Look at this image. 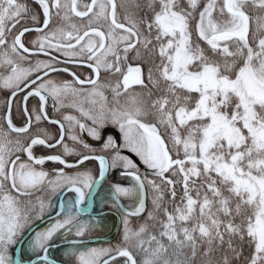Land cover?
Returning a JSON list of instances; mask_svg holds the SVG:
<instances>
[{
	"label": "snow or ice",
	"instance_id": "snow-or-ice-1",
	"mask_svg": "<svg viewBox=\"0 0 264 264\" xmlns=\"http://www.w3.org/2000/svg\"><path fill=\"white\" fill-rule=\"evenodd\" d=\"M36 3L43 20L30 28L21 21L39 15L25 0H0V87L11 90L0 117V264H69L54 257L57 249L73 264H233L245 243L244 264H264V15L248 12H264V0H207L198 18L200 0H187V8L181 0H147L139 18L138 0ZM33 31L39 35L26 44ZM81 66L91 70L83 79L73 71ZM102 71L117 79L103 83ZM57 73L72 79L57 80ZM20 93L25 123L17 126L11 106ZM29 97L38 98L32 109ZM68 97L80 117L63 120L99 149L77 134L71 140L85 151L63 143L65 124L51 120L46 106L51 98L64 107ZM43 120L59 126L55 143L38 127ZM107 125L122 142L101 135ZM57 145L76 161L34 154ZM46 161L64 167L50 174ZM118 169L130 186L111 179ZM146 187L152 210L133 228L130 218L145 212ZM113 215L123 227L120 243L89 247L88 234L107 228Z\"/></svg>",
	"mask_w": 264,
	"mask_h": 264
},
{
	"label": "flooded vegetation",
	"instance_id": "flooded-vegetation-1",
	"mask_svg": "<svg viewBox=\"0 0 264 264\" xmlns=\"http://www.w3.org/2000/svg\"><path fill=\"white\" fill-rule=\"evenodd\" d=\"M27 1V2H26ZM36 0H25V2L27 3V5H28V7L31 9V10H33V9H36V8H39L38 10H33V12H36V14H38V12H40V16L41 17H39V19H38V21L37 22H33L31 19H30V15L28 16V17H25V19H23L22 21H21V24H23L24 26H26V27H33V26H39V24H40V22H42V20H43V16H42V10L40 9V6L39 5H37L38 3H36L35 2ZM140 0H138V2H139ZM219 1V0H218ZM81 2L82 3H89L90 2V0H81ZM142 2H143V5H141V10H143V8H145L146 7V5H147V0H141V3L140 4H142ZM144 3L146 4V5H144ZM32 5H33V7H32ZM38 6V7H37ZM33 9H32V8ZM147 8V7H146ZM145 8V9H146ZM139 11V15L138 16H142V14H144L145 12H147L148 11V9H146L145 11L143 10V11ZM132 11H136L135 9H132ZM27 18V19H26ZM139 18V17H138ZM77 18H74V22H75V20H76ZM78 20V21H77ZM76 20V23H80V21H79V19H77ZM25 21V22H24ZM57 23H59V21H57ZM17 27H20L19 25L17 26ZM39 34L37 33V32H35V31H33V32H30V33H26L25 34V37H24V39H25V42H26V44H28L30 41H32V40H34V39H36V37L38 36ZM131 55H132V53H130V57H131ZM133 55H134V53H133ZM37 58H39V59H44L45 57L43 56V55H41V56H39V57H31V59H37ZM132 63L133 64V66H135V62L134 61H132L131 60V58L129 59V63ZM27 64H24L23 66L25 67ZM4 71L3 69H0V71ZM73 71H76L77 73H78V75L79 74H81L82 72H83V75L81 76V78L83 79V78H85L86 76H88L90 73H91V70L87 67V66H81V67H79V68H73ZM81 72V73H80ZM58 76V77H57ZM60 77V78H59ZM65 77V78H64ZM54 78L56 79L57 78V80L59 79H63V80H71L72 79V77L70 76V75H68V74H66V73H58V75L56 74V76L54 75ZM66 78H68V79H66ZM69 78H71V79H69ZM117 79V77L116 76H114V75H112L111 73H108V72H101V81L103 82V83H109V82H114L115 80ZM1 88L2 87H0V117H3L5 114H6V104H7V101H8V97H9V94L11 93V90L10 89H6L5 90V88L3 89L2 88V90H4V92L1 90ZM137 89H135L136 91L138 90V87H136ZM10 90V91H9ZM8 91V92H7ZM137 92H139V90L137 91ZM25 93H20V98H19V96L17 95L16 96V98L14 99L15 100V102H14V100L12 101V106H11V108H12V112H11V114L13 115V122H15V124L17 125V126H22L24 123H25V117L23 116V114H22V111H21V109H22V107H23V105L21 104V97H23V95H24ZM5 95H6V102H4L3 101V97H5ZM105 95L108 97V100L109 101H111V98H112V94H111V91L110 90H107V91H105ZM17 99V100H16ZM37 100H38V98H35V97H29V99H28V101H27V106H28V108L29 109H32L33 107H35L36 105H37ZM52 99L51 98H49V100H48V103H47V106H46V110H47V113H48V116L50 117V119L51 120H53V119H56V120H61V122L62 123H64L65 124V133H64V141H68L69 140V138L70 137H68L67 135H68V131H69V126L68 127H66L67 125H68V122L67 121H64L63 120V116H64V114L65 113H69V115H72V116H76L77 118H79L80 117V114H78V113H75V112H73L72 110L70 111V109L68 108L69 107V98H66V99H64V101L63 102H66V104H64L65 106L64 107H61L59 104H60V102H56V107H53V103L54 102H52L51 101ZM19 102V103H18ZM123 102V101H122ZM14 103H15V105H14ZM18 103V104H17ZM31 103H32V105H31ZM50 103V104H49ZM17 104V105H16ZM34 104V105H33ZM84 104H86V105H88V103L87 102H85ZM21 105V106H20ZM14 106V107H13ZM59 107V108H58ZM60 108H64V110H59ZM18 109V110H17ZM58 109V110H57ZM17 111V112H16ZM19 111V112H18ZM21 111V112H20ZM5 113V114H4ZM62 116V117H61ZM60 117V118H59ZM1 122L2 121H0V124H1ZM45 122H46V124H45ZM82 122H85V121H83L82 120ZM88 123H90V122H88ZM40 124V123H39ZM45 125V126H44ZM48 125V126H47ZM54 127H53V126ZM7 126V125H6ZM112 125H107L106 127H105V129L102 131V133H101V135L103 136V137H107V136H109V135H111V136H113V137H116V134L118 135L117 137V140H122V134L120 133V131H119V129L117 128V127H115V126H112ZM38 127H44V129H47V131H48V133L50 134V132H51V136L54 138L53 139V141L52 142H55V140H57L58 138H59V136H60V128H59V126L57 125V124H53V123H50V122H48V120H43V121H41V124L40 125H38ZM46 127V128H45ZM51 131H50V130ZM53 130H55V131H53ZM66 130H68V131H66ZM54 132V133H53ZM56 133V134H55ZM67 133V134H66ZM13 135V138H16L15 137V134H12ZM81 138L86 142V143H88V144H90V145H94L93 147H95L96 146V148L97 147H99L100 148V143L99 142H97V141H95L91 136H83V135H81ZM66 139V140H65ZM71 139V138H70ZM70 141V140H69ZM67 144L68 145V147L69 148H75L77 151H85L84 149H83V146L81 145V147L79 148V149H77L78 147H72L71 146V144L70 143H68V142H64V144ZM98 145H97V144ZM41 147V148H40ZM99 148H97V149H99ZM42 150V151H41ZM123 153L125 154V152L123 151ZM34 154L36 155V156H41V155H62L63 156V158L65 159V160H67L68 162H70V163H72V162H74V161H76V159L78 158L77 156H75V155H64V149H63V146L62 145H57L55 148H47V147H44V146H37L35 149H34ZM74 158V159H72V158ZM132 158V157H131ZM72 159V160H71ZM54 162V161H53ZM52 161H47V162H45V164L42 166V167H44L43 169L44 170H46V171H48L50 174L53 172V170H51V169H54V170H56V169H59L58 167H64L63 165H61V164H59L58 162H56L55 164L53 163ZM87 166L89 167V168H92L93 166H94V170L97 168V164H96V162L95 161H90V163L88 162L87 163ZM51 168V169H50ZM49 169V170H48ZM65 171H68V169L67 168H65ZM118 171H119V176H118V178L119 177H124V176H126V175H122V174H120L121 172L120 171H122V170H119L118 169ZM141 171V170H140ZM142 172V171H141ZM117 179L115 178L114 179V181H116ZM132 183H133V180L131 179L130 180ZM128 183H130V182H128ZM131 183V184H132ZM37 194H40V193H38L37 192ZM36 194V195H37ZM44 195L46 196L47 195V193L46 192H44ZM68 195L69 196H71L72 195V193H68ZM33 199H35V197H33ZM53 202H55V200L53 199ZM86 216V215H85ZM87 217V216H86ZM45 223H47V221L45 222ZM45 223H43V224H41L40 226L42 227V226H44V224ZM94 240L93 239H86V242H93ZM59 253V252H58ZM61 253V252H60ZM59 253V254H60ZM53 255H54V257L56 258V259H58V260H60V261H63L58 255H56V253H53ZM61 255V254H60ZM63 255V254H62Z\"/></svg>",
	"mask_w": 264,
	"mask_h": 264
},
{
	"label": "trees",
	"instance_id": "trees-1",
	"mask_svg": "<svg viewBox=\"0 0 264 264\" xmlns=\"http://www.w3.org/2000/svg\"><path fill=\"white\" fill-rule=\"evenodd\" d=\"M186 1V2H185ZM181 2L183 3V4H181V6L182 7H185V8H187V0H181ZM207 2V0H200V5H199V7H198V9L196 10V15H197V18H198V12L200 11V10H202V8H203V6H204V4ZM185 3V4H184ZM248 12H249V15L250 16H253V17H255V16H257V15H264V12H262L261 10H259V9H255V8H252L251 6H249L248 7ZM195 24V21H193V25ZM250 27H251V30H250V36H249V40H250V43L252 42V31H254V29H255V23L254 22H250ZM193 40L194 41H196V35H195V32L193 33ZM197 42H199L200 43V45H201V47H207L206 46V43L205 42H203V41H197ZM253 45H254V43H253ZM254 47H255V45H254ZM158 62V61H157ZM163 86V85H162ZM139 91H140V89H138ZM6 100V96L5 97H3V101L4 102H6L5 101ZM1 124H3V121L1 122ZM4 128H5V130H7V126H6V124H4ZM122 140H118V142H121ZM71 146L72 147H78V148H80L81 147V145L80 144H78V143H76V142H71ZM24 158V157H23ZM86 163H88V162H86ZM90 163V162H89ZM68 171H75V169H71V170H69L68 169ZM111 179H115V177H114V174L112 173V175H111ZM177 188H178V192H180V191H182V189H180V187H179V185L177 186ZM146 192H147V201H146V212H148V211H150L151 209H152V203H151V200H152V190L150 189V188H147L146 187ZM170 199V197L167 195V193L165 194V200L167 201V200H169ZM177 203H179V198H177ZM112 217H114V219H115V222L113 223L110 219L108 220V222H107V228L106 229H102V230H99L100 231V233H97V234H95V235H88L87 236V239H93L94 241L93 242H86L88 245H90V244H94V243H104V242H109V241H111V239L113 238H115V237H118V233L120 232V225H121V223H120V217L117 215V216H115V215H113ZM82 218H87L86 216H84V217H82ZM139 218H141V219H145V221L147 220V215H145V213H143V215H141V216H139V217H135V219H139ZM145 221H140V223L139 224H142V223H144ZM132 222V221H131ZM238 222V221H237ZM148 223L149 224H152V223H154L153 221H148ZM112 224V225H111ZM138 224V225H139ZM137 225V226H138ZM118 226V227H117ZM136 226V227H137ZM135 227V228H136ZM158 227V226H157ZM98 231V230H97ZM150 231H155V229H150ZM112 241H114V240H112ZM238 243H239V241H237ZM250 252H251V249L248 247V245L245 243L244 245H243V252H242V256L239 258V260H234V262H233V264H244V260H245V258L246 257H249L250 256ZM218 255V254H217ZM64 260V259H63Z\"/></svg>",
	"mask_w": 264,
	"mask_h": 264
},
{
	"label": "rangeland",
	"instance_id": "rangeland-1",
	"mask_svg": "<svg viewBox=\"0 0 264 264\" xmlns=\"http://www.w3.org/2000/svg\"><path fill=\"white\" fill-rule=\"evenodd\" d=\"M218 3H219V1H218ZM214 17L215 18H217V19H219L220 17L218 16V14L217 13H214ZM255 45V44H254ZM254 45H253V47H254ZM26 67H27V65H26ZM69 98V103L71 104L72 103V97H68ZM63 104H66V102H63ZM69 104V105H70ZM60 105V104H59ZM89 106V104L88 105H86V104H84V107L85 108H87ZM59 108V107H58ZM69 109H70V111L72 110L73 112H75V113H78V114H80L79 113V111H78V109L77 108H74V107H71V106H69L68 107ZM64 110V108H60L59 110ZM64 115H69V113H65ZM113 126V125H112ZM111 126V127H112ZM40 128H44V127H40ZM55 131V130H54ZM56 134V133H55ZM72 134H77V135H83V136H89L86 132H84V133H81V132H79V129L78 128H69V131H68V136L71 138V135ZM118 135L116 134V140H117V137ZM70 140V141H69ZM67 142L68 143H70L71 144V142L73 143L74 141H72L71 139H69ZM118 141V140H117ZM120 141V140H119ZM122 142V141H121ZM42 151V150H41ZM124 152H125V154L124 153H122V154H124V155H129L130 157H132V159L140 166V170L142 171V173H144V169H145V166L142 164V162L139 160V157H137L134 153H130L128 150H124ZM23 158V157H22ZM92 169H94V166L92 167ZM114 173V177L117 179L116 180V182H119L120 184H122L123 186H130L131 185V177H129V176H124V177H121V178H123V179H121L120 177L118 178V176H119V171L118 170H116V171H114L113 172ZM152 175H150V174H148V178L149 179H153L154 177H151ZM125 178V179H124ZM128 182H130V183H128ZM147 193V192H146ZM152 195H153V192H152ZM38 196H45L44 195V192H40V194H38ZM47 196V195H46ZM34 200V199H33ZM121 202L127 207V206H130L131 204H132V201L130 200V199H128V198H122V200H121ZM152 210V209H151ZM147 210H145V215H147V213L148 212H146ZM141 215H143V213L141 214ZM140 215V216H141ZM115 216H117V215H115ZM113 223L115 222V219H114V217H110L109 218ZM130 220L132 221L131 222V226L133 227V228H135L139 223H140V221H145V219H141V218H139V219H135V217H131L130 218ZM112 225V224H111ZM121 227L119 228L120 229V232L118 233V237H115L114 239L112 238L111 239V241H109L108 243L107 242H104V243H94V244H90V245H88L89 247H105V248H107V247H111V246H113V245H117V244H119L120 243V241H121V239H122V235H123V227H122V225H120ZM43 227V226H42ZM118 227V226H117ZM106 229V228H105ZM99 230H102V229H98V231ZM98 231L96 230V231H94V232H92V233H90V234H88V235H95V234H97L98 233ZM112 240H114V241H112ZM61 254H59V253ZM54 253H56V255H58L61 259H64V260H67V261H69L70 263H73L74 261H75V258L74 257H72V256H70V255H68V256H66L65 255V253H64V250H62V249H57ZM63 254V255H62ZM121 264H123V261H122V258H121Z\"/></svg>",
	"mask_w": 264,
	"mask_h": 264
},
{
	"label": "bare ground",
	"instance_id": "bare-ground-1",
	"mask_svg": "<svg viewBox=\"0 0 264 264\" xmlns=\"http://www.w3.org/2000/svg\"><path fill=\"white\" fill-rule=\"evenodd\" d=\"M26 2H27V1H26ZM35 2H36V1H35ZM139 2L141 3V0H140ZM185 2H186V1H185ZM181 4H183V3L181 2ZM184 4H185V3H184ZM37 5H38V4H37ZM141 5H143V2H142ZM144 5H146V4L144 3ZM32 7H33V5H32ZM32 7H31V8H32ZM37 7H38V6H37ZM33 8H34V7H33ZM33 8H32V9H33ZM141 8H142V7H141ZM145 8H146V7H145ZM145 8H143L144 11L147 9V8H146V9H145ZM38 9H39V8H36V9H33V10L36 11V10H38ZM33 10H32V11H33ZM143 10H141V11H143ZM136 11H137V10H136ZM139 11H140V10H139ZM146 11H147V10H146ZM34 13H36V12H34ZM41 13H42V12H41ZM38 15H39V17H41V16H40V12H38ZM138 15H139V14H138ZM143 15H144V14H142V16H143ZM42 16H43V15H42ZM138 17H139V16H138ZM26 19H27V18H26ZM76 20H77V19H76ZM76 20H75V22H76ZM77 21H78V20H77ZM24 22H25V21H24ZM73 22H74V21H73ZM250 25H251V24H250ZM250 30H251V27H250ZM249 36H250V35H249ZM132 55H133V53H132ZM132 55H131V56H132ZM130 58H131V57H130ZM130 63H131V62H130ZM25 67H26V66H25ZM75 68H76V67H75ZM1 71H2V70H1ZM80 73H81V72H80ZM82 73H83V72H82ZM5 74H6V73H5ZM77 74H78V73H77ZM57 75H58V73H57ZM55 76H56V74H55ZM57 77H58V76H57ZM59 78H60V77H59ZM64 78H65V77H64ZM56 79H57V78H56ZM66 79H68V78H66ZM69 79H71V78H69ZM58 80H59V79H58ZM60 80H63V79H60ZM3 89H4V88H3ZM135 89H137V88H135ZM138 89H139V87H138ZM1 90H2V88H1ZM5 90H6V89H5ZM2 91L4 92V90H2ZM9 91H10V90H9ZM135 91H136V90H135ZM137 91H138V90H137ZM7 92H8V91H7ZM19 95H20V94H19ZM19 95H18V96H19ZM5 96H6V95H5ZM20 96H21V95H20ZM20 96H19V98H20ZM21 98H22V97H21ZM16 100H17V99H16ZM5 101H6V100H5ZM51 101H52V100H51ZM14 102H15V100H14ZM52 102H53V101H52ZM18 103H19V102H18ZM18 103H17V104H18ZM17 104H16V105H17ZM21 104H22V103H21ZM49 104H50V103H49ZM6 105H7V104H6ZM14 105H15V103H14ZM31 105H32V103H31ZM33 105H34V104H33ZM20 106H21V105H20ZM13 107H14V106H13ZM17 110H18V109H17ZM46 111H47V110H46ZM16 112H17V111H16ZM18 112H19V111H18ZM20 112H21V111H20ZM4 114H5V113H4ZM23 116H24V115H23ZM12 117H13V115H12ZM61 117H62V116H61ZM59 118H60V117H59ZM59 120H60V119H59ZM48 122H49V121H48ZM14 123H15V122H14ZM64 123H65V122H64ZM40 124H41V122H40ZM40 124H39V125H40ZM45 124H46V122H45ZM53 124H54V123H53ZM44 126H45V125H44ZM47 126H48V125H47ZM52 126H53V125H52ZM54 126H55V125H54ZM54 126H53V127H54ZM66 127H68V125H67ZM45 128H46V127H45ZM49 130H50V129H49ZM50 131H51V130H50ZM53 131H54V130H53ZM66 131H68V130H66ZM53 133H54V132H53ZM66 134H67V133H66ZM50 135H52L51 132H50ZM67 136H68V135H67ZM68 137H69V136H68ZM53 139H54V138H53ZM69 139H70V138H69ZM65 140H66V139H65ZM52 141H53V140H52ZM64 142H67V141H63V143H64ZM65 144H66V143H65ZM96 144H97V143H96ZM97 145H98V144H97ZM93 146H94V145H93ZM44 147H45V146H44ZM40 148H41V147H40ZM81 148H82V147H81ZM95 148H96V146H95ZM97 148H99V147H97ZM77 149H79V148H77ZM79 151H80V150H79ZM71 158H72V157H71ZM72 159H74V158H72ZM72 159H71V160H72ZM46 162H47V161H46ZM52 162H53V161H52ZM53 163L55 164L56 162H53ZM43 168H44V167H43ZM58 168H60V167H58ZM50 169H51V168H50ZM54 169H55V168H54ZM54 169H51V170L54 171ZM48 170H49V169H48ZM120 172H121V171H120ZM113 174H114V173H113ZM151 177H153V176H151ZM120 178H121V177H120ZM121 179H123V178H121ZM124 179H125V178H124ZM38 193H40V192H38ZM36 194H37V193H36ZM37 195H38V194H37ZM98 233H100V231H98ZM62 260H63V259H62ZM64 261H65V260H64Z\"/></svg>",
	"mask_w": 264,
	"mask_h": 264
},
{
	"label": "water",
	"instance_id": "water-1",
	"mask_svg": "<svg viewBox=\"0 0 264 264\" xmlns=\"http://www.w3.org/2000/svg\"><path fill=\"white\" fill-rule=\"evenodd\" d=\"M35 27H38V26H33V27H30V28H35ZM11 97V93L9 94V97H8V100H9V98ZM8 102V101H7ZM53 120H56V119H53ZM59 139V138H58ZM57 139V140H58ZM53 143H55V142H53ZM43 156H48V155H43ZM75 162V161H74ZM74 162H72V163H74ZM145 172H147V174H150L151 175V172L150 171H148L146 168L144 169V173ZM145 192H146V189H145ZM146 200H147V193H146ZM145 203H146V201H145ZM145 210H146V208H145ZM46 221H43V222H37V223H39L40 225L41 224H43V223H45ZM17 257H19V252H17ZM61 262H63V261H61ZM69 264H71V263H69Z\"/></svg>",
	"mask_w": 264,
	"mask_h": 264
}]
</instances>
